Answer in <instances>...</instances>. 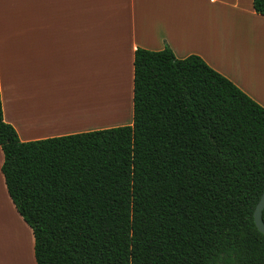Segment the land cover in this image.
Returning <instances> with one entry per match:
<instances>
[{"label":"trees","instance_id":"obj_1","mask_svg":"<svg viewBox=\"0 0 264 264\" xmlns=\"http://www.w3.org/2000/svg\"><path fill=\"white\" fill-rule=\"evenodd\" d=\"M0 148L36 264H264V107L197 54L135 49L131 124L21 141L0 98Z\"/></svg>","mask_w":264,"mask_h":264},{"label":"crops","instance_id":"obj_2","mask_svg":"<svg viewBox=\"0 0 264 264\" xmlns=\"http://www.w3.org/2000/svg\"><path fill=\"white\" fill-rule=\"evenodd\" d=\"M21 1L19 7L12 5L13 0L9 4L0 0L2 115L21 141L122 125L101 120L107 105H99L103 110L97 112L100 119L95 118L96 112L88 111L92 101L99 99L91 96V91L90 96L86 94L87 83L100 82L102 76L105 85L111 80H122L124 84L117 112L126 106L128 84L130 101L125 123L131 124L133 58L137 47L160 50L168 46L178 58L197 54L264 107V59L256 60L257 54L253 53L251 58L247 48L248 36L252 38L256 25L262 26L261 37L264 34V15L254 11L252 0ZM16 8L26 17L23 23L15 22ZM16 25L22 26V32H16ZM257 39L254 45L260 46L259 56L264 38H260L261 42L259 36ZM251 62L252 70L248 66ZM249 78L252 82L247 81ZM82 98L91 101L86 111L88 103ZM93 108L95 111L94 105ZM72 111L79 114L70 115ZM72 115L76 118L72 119ZM2 162L0 148V166ZM0 195L17 216L18 225L24 226L23 232L28 235L29 230L32 238L31 228L7 193L1 170ZM3 213L5 218L1 202L0 214ZM9 214L3 228L11 232L14 228L10 220L16 218ZM27 238L28 246L30 237ZM17 249L7 246L6 255L3 245L0 264H20ZM25 264H30L28 259Z\"/></svg>","mask_w":264,"mask_h":264},{"label":"rangeland","instance_id":"obj_3","mask_svg":"<svg viewBox=\"0 0 264 264\" xmlns=\"http://www.w3.org/2000/svg\"><path fill=\"white\" fill-rule=\"evenodd\" d=\"M7 4H9L12 0H5ZM15 2H13L12 5H15V4H19V7H21V5L23 4V2L21 0H13ZM14 10V9H13ZM16 12V16H14L16 19H15V22L18 24V23H23L24 20H25V15L23 13H18L20 10H18L17 8L14 10ZM258 25L255 26V30L253 31V34H252V38L250 36H248V41H247V48H248V51L250 53H253V50H254V44L255 42L257 41V38L259 36V33H261V29H262V26L260 28L257 27ZM13 28H15L16 32L17 31H20L22 32V26L20 25H16L14 26ZM103 72V71H102ZM102 77H105V76H102ZM112 81V80H111ZM114 82H112V85H109L110 88H114L117 89V87L113 86L115 85V83L117 82L119 85H118V88L120 89L121 86L123 88L120 89V91H118V93L120 92L121 95L123 96V90H124V84L122 82V80H113ZM79 82V81H78ZM111 84V82H108ZM116 83V85H117ZM88 84V83H87ZM95 84V83H94ZM93 84V85H94ZM96 84H98V82L96 81ZM89 86V84H88ZM112 86V87H111ZM97 87H99L97 85ZM127 91H128V100H127V103H126V106L124 104V107H122L118 112L116 110H118V107L115 108L116 110L113 112V113H110V114H103V116H101V118L103 120H106V121H113V122H121L123 124H126V118H127V115H128V107H129V101H130V98H129V86L127 84ZM117 89V90H119ZM115 93H116V90H115ZM117 93V94H118ZM120 93L118 95H120ZM116 94V95H117ZM121 96V98H122ZM115 99H117V96L115 97ZM118 101H120V96H119V99H117ZM117 104L119 105V102H117ZM116 104V106H117ZM126 108V112L124 111ZM116 120V121H115ZM87 121V120H86ZM120 124V123H119ZM2 196L0 195V203L2 202L4 204V207H5V215L8 219V217L10 216V212L11 214H13L12 216H14V218H16V222L12 220H10V223H12V226L14 228V230H11V232H9L6 228L4 229L3 228V223L5 224V218H4V213L3 215L0 214V217L4 219V221L2 222L1 218H0V262L2 260V249H3V245L6 247V255H7V246L10 248H18L17 249V253L19 255V257H21L20 259V264H25V260L28 259L29 263L30 264H36L35 263V259H34V254H33V237L31 238V234H30V231L27 230L26 228V232L28 233V235H26L23 231L24 229V226H19L18 225V220H17V216L15 215V213L13 212L12 208L10 207L9 204H7V202H3L2 200ZM13 223H15L13 225ZM23 225V224H22ZM23 227V228H21ZM5 233V234H4ZM27 237H30V241L28 242V246L27 244H25V242L28 240ZM9 239H12V241H10ZM14 241V242H13ZM17 246H21V247H17ZM11 250V249H10ZM7 257V256H6ZM8 260V258H7Z\"/></svg>","mask_w":264,"mask_h":264},{"label":"bare ground","instance_id":"obj_4","mask_svg":"<svg viewBox=\"0 0 264 264\" xmlns=\"http://www.w3.org/2000/svg\"><path fill=\"white\" fill-rule=\"evenodd\" d=\"M260 34H262V33H259V41L258 42H261V39L260 38H264V34L262 35V37H261V35ZM258 40V39H257ZM262 41H263V39H262ZM257 45H260L259 43L257 44ZM262 45V44H261ZM255 47H258V46H255ZM260 47V46H259ZM259 47L257 48V49H255L256 51H253V54H257V59L256 60H258L259 58L261 59V60H263L264 59V48L262 49V46H261V54H262V56H261V54L258 56V52H260V51H258V50H260L259 49ZM263 47H264V45H263ZM252 54V53H251ZM251 54H250V56H251ZM252 54V55H253ZM247 57H249V55H247ZM252 57H254V55L253 56H251V58ZM250 58V59H251ZM254 59V60H255ZM254 60H253V64H254ZM261 60H259V61H261ZM261 62H264V61H261ZM260 62V63H261ZM248 63V62H247ZM252 64V62L250 63V65L248 64V66H249V68H251L250 66H254ZM245 65V64H244ZM241 69V68H240ZM246 69H247V67H246ZM247 70H249V69H247ZM251 70H252V68H251ZM254 70V69H253ZM251 73H253L254 71H250ZM250 72H246V74H248V73H250ZM88 74V73H87ZM100 75H102V74H100ZM247 76V75H246ZM250 76V75H249ZM248 76V77H249ZM256 77V76H255ZM89 78V77H88ZM251 78H254L253 76H251ZM114 79V78H113ZM247 79V78H246ZM103 81H105V77H102L101 78V80H100V82H98V84H96V82H95V84L93 85H91V84H89V86H88V84H87V87H86V91H87V93L86 94H88V93H90V91H91V93H93L94 95H91V96H95L94 98L95 99H99L98 101L96 100L95 102H93L92 101V103L93 104H90L91 103V101L90 102H88V101H86L87 99H83L84 101H86L88 104H87V107H86V109H85V111L88 109V105L90 104L91 106V109L89 108L88 109V111H93V113L94 112H96V113H94L95 114V118H97V114H99V113H101V112H103V110L99 107V105H101V107H103V105L104 106H106L105 107V110H106V112H105V114H107L108 112L109 113H113L116 109L115 108H117L119 105L117 104V102H120V101H118L117 99H119V96L121 97L122 95H121V93H120V95H118L119 93H118V91H120V89L121 88H123L122 86H121V88L119 89L118 88V83H117V85H116V83H115V85H113V86H115V87H117V89H119V90H117V89H115L116 90V93H115V90H114V88L112 87V88H110L109 87V85H112V82H114L113 80L111 81V84L110 83H106V85L104 84V82ZM247 81H250V82H252L251 81V79L249 78V80H247ZM257 83V82H256ZM102 84H104V85H102ZM97 85L99 86V87H97ZM121 85V84H120ZM119 85V86H120ZM253 85V84H252ZM254 85H256L255 83H254ZM258 85V84H257ZM82 86V85H81ZM85 86V85H84ZM259 87V86H258ZM255 89H256V87H255ZM260 91V90H259ZM118 93V94H117ZM128 93V92H127ZM86 94H85V97H86ZM117 94V95H116ZM89 95V94H88ZM90 96V95H89ZM117 96V99H115V97ZM94 98H92V99H94ZM122 99V98H121ZM91 100V99H90ZM116 104H117V106H116ZM83 105V104H82ZM84 105H86V103L84 104ZM93 105L95 106V111H94V108H93ZM81 107V106H80ZM66 108V107H65ZM68 108V107H67ZM74 108V107H73ZM82 108V107H81ZM71 109V108H70ZM80 109V108H79ZM83 109V108H82ZM82 109H81V111H82ZM73 110V109H72ZM77 110V109H76ZM100 110V111H99ZM83 113H84V111H82ZM97 112H99V113H97ZM104 112L103 113H101V115H103L104 114ZM74 114L75 112H69V114L71 115V114ZM86 113V112H85ZM61 114H63V113H61ZM60 114V115H61ZM76 114V113H75ZM79 114V112H77V114H76V116ZM90 114H92V113H90ZM89 114V112H88V115H90ZM80 115H82V114H80ZM85 115H87V114H85ZM73 116V115H72ZM76 116L74 115L73 117H72V119L75 117L76 118ZM90 117H94V115H92V116H90ZM101 117V116H100ZM57 118H58V116H57ZM74 118V119H75ZM87 118V117H86ZM95 118H93V119H91V120H94ZM98 118H99V116H98ZM81 119H82V117H81ZM100 119V118H99ZM87 121H88V119H86ZM101 120H103L102 118H101Z\"/></svg>","mask_w":264,"mask_h":264},{"label":"water","instance_id":"obj_5","mask_svg":"<svg viewBox=\"0 0 264 264\" xmlns=\"http://www.w3.org/2000/svg\"><path fill=\"white\" fill-rule=\"evenodd\" d=\"M263 208H264V189L253 211V218L255 225L258 228V230L264 234V222L262 220Z\"/></svg>","mask_w":264,"mask_h":264}]
</instances>
